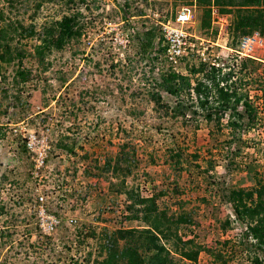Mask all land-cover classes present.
<instances>
[{"label": "rangeland", "instance_id": "obj_1", "mask_svg": "<svg viewBox=\"0 0 264 264\" xmlns=\"http://www.w3.org/2000/svg\"><path fill=\"white\" fill-rule=\"evenodd\" d=\"M184 2L88 0L79 18L82 38L53 51L46 71L27 57L23 64L33 78L16 87V65L0 62V264H94L98 245L89 237L92 231L99 237L104 229L147 228L125 219L131 201L120 193L123 186L147 198L163 190L156 198L159 210L192 218L179 235L212 253L202 251L195 262L182 264H253L255 258L264 264V250L242 238L245 226L228 202L232 189L264 187V36L258 31L260 45L250 57H238L241 36L229 33L230 14L212 8L210 28L203 30L202 10L194 6L190 31L206 48L202 58L217 56L222 76L232 74L228 84L257 108L256 122L243 117L237 132L227 127L229 112L220 117V127L198 113L190 119L193 109L186 110V120L165 117L150 93L159 91V70L168 65L142 53L132 33L140 35L142 25L161 26ZM37 4L19 0L10 10L0 0V10L36 30L68 13L60 4L44 2L36 9ZM17 40L10 44L28 52L37 43ZM199 57L178 63V73L188 75ZM196 77L205 79L200 72ZM158 93L174 106L173 97ZM30 135L36 150H45L42 163L27 147ZM123 146L134 150L135 163L121 185L112 168ZM175 152L184 160L179 172L170 167Z\"/></svg>", "mask_w": 264, "mask_h": 264}, {"label": "trees", "instance_id": "obj_2", "mask_svg": "<svg viewBox=\"0 0 264 264\" xmlns=\"http://www.w3.org/2000/svg\"><path fill=\"white\" fill-rule=\"evenodd\" d=\"M7 6H15L19 0H4ZM36 9L42 3H55L63 5L68 13L60 19L44 24L39 30L34 25H24L21 22L11 20L0 10V62L6 65H16L13 76L14 86H23L32 80L31 68L23 64L27 57L31 58L38 67L46 71L50 66L48 57L53 52L62 51L66 46L78 43L83 36L84 24L80 22L82 7L88 8V0H37ZM185 1L183 6H195L202 10L201 29L208 30L211 22L212 8L217 7L221 14H230L231 23L229 33L238 38L243 35L260 31L264 36V0H175ZM19 7H17L18 9ZM144 28L140 35L134 32L133 39L140 45L142 53H150L153 58L163 59L165 48L162 47L160 26L142 25ZM15 38L21 40H35L32 51L19 50L14 42ZM234 39L236 41L237 39ZM17 61L18 63H14ZM203 73L205 79L201 81L196 74ZM195 75V76H194ZM230 75L222 76L221 68L210 66L206 62L199 61L198 66H191L189 74L183 75L168 66L167 70H159V79L156 86L159 91L175 99L174 106L163 103L158 93H150V99L154 102L156 110H163L165 117L172 119H187V109L192 110V119L201 114L203 119L214 122V126L220 127V117L229 112L227 127L239 132L242 129L240 120L243 117L247 121L256 118L257 108L249 100V96L239 93L236 88L228 84ZM195 77V78H194ZM195 81V85H192ZM226 83V84H224ZM257 99L259 97L257 96ZM239 105L242 110H238ZM264 106V104H263ZM231 117V119H230ZM256 122V120H255ZM0 128V136H1ZM121 148L112 168L113 173L121 177L123 185L126 177L132 173L134 150L125 151ZM179 152L170 156V167L179 172L184 168V160ZM105 169L110 167V160L105 161ZM180 167V168H179ZM120 193H125L131 203L127 206L129 215L126 220L142 221L147 228L123 229L112 232L104 229L99 237L94 232L90 234L98 245V255L94 264H182L181 261L195 262L202 251L212 253L203 245L194 240H183L179 235L181 225H192L193 220L187 214L169 216L164 210H159L156 198L165 195V191L159 190L152 197H142L138 192L128 190L123 186ZM177 192V190H176ZM228 202L231 204L235 218L245 226L243 239L255 241L258 249L264 250V187L249 190L232 189L228 192ZM229 224L228 221L225 222ZM220 252V251H219ZM219 259L221 254H214ZM90 257V254L88 255ZM253 259V264H259Z\"/></svg>", "mask_w": 264, "mask_h": 264}, {"label": "built area", "instance_id": "obj_3", "mask_svg": "<svg viewBox=\"0 0 264 264\" xmlns=\"http://www.w3.org/2000/svg\"><path fill=\"white\" fill-rule=\"evenodd\" d=\"M225 17L219 15L217 17V23H222ZM194 22V8L191 6H181L174 18L167 20L166 22L160 24V33L162 37V47H164V58L165 62L174 71L178 72V66L185 59L194 56L195 54L200 56L199 58L202 62H206L210 66L219 68V62L216 58L212 60H204V50H202L201 41L197 40L195 36L191 33ZM195 39V41H193ZM261 37L258 32H254L250 35L242 36L237 43L235 54L238 57H250L255 46L260 45ZM198 46V49L196 48ZM201 49V50H200ZM198 50L200 51L198 53ZM197 52V53H195ZM215 57V56H212ZM209 59V56H208ZM179 63V64H178ZM33 139H36L33 135L28 138L27 147L31 148L37 155V159L42 163L44 158V148L41 143L43 150L35 148ZM44 142V140H41ZM40 201L41 198H40ZM51 228L53 224L51 223Z\"/></svg>", "mask_w": 264, "mask_h": 264}, {"label": "clouds", "instance_id": "obj_4", "mask_svg": "<svg viewBox=\"0 0 264 264\" xmlns=\"http://www.w3.org/2000/svg\"><path fill=\"white\" fill-rule=\"evenodd\" d=\"M191 7H193V8H194V5H193V6H191ZM173 18H174V17H173ZM171 19H172V18H171ZM254 32H258V31H254ZM254 32H253V33H254ZM251 34H252V33H251ZM249 35H250V34H249ZM243 36H246V35H243ZM241 37H242V36H241Z\"/></svg>", "mask_w": 264, "mask_h": 264}]
</instances>
